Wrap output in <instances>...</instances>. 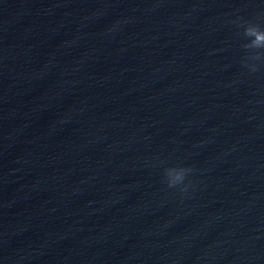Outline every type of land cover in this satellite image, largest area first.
Here are the masks:
<instances>
[{
	"label": "clouds",
	"instance_id": "obj_1",
	"mask_svg": "<svg viewBox=\"0 0 264 264\" xmlns=\"http://www.w3.org/2000/svg\"><path fill=\"white\" fill-rule=\"evenodd\" d=\"M244 35L251 38L249 43L244 45L245 49L260 50L264 49V30H261L258 26L245 27ZM252 59H260V54L257 53ZM256 67L252 66V71H256ZM191 169L187 168H173L168 171L167 183L169 187H175L182 184L185 180L186 174Z\"/></svg>",
	"mask_w": 264,
	"mask_h": 264
}]
</instances>
